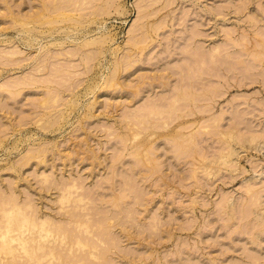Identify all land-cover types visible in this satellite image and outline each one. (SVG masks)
I'll return each instance as SVG.
<instances>
[{
	"label": "rangeland",
	"instance_id": "1",
	"mask_svg": "<svg viewBox=\"0 0 264 264\" xmlns=\"http://www.w3.org/2000/svg\"><path fill=\"white\" fill-rule=\"evenodd\" d=\"M65 1V5H60L62 0H0V72L2 73H0V186L10 189L12 183L15 184L17 181L18 194L23 200L36 199L45 212L57 215L58 218L60 217L59 220H64L63 223L68 219V210L72 211L79 203L84 206L88 203L87 210L84 208L80 214L89 212L83 218L94 220V226L91 227L93 231L96 229V233L104 230L103 236L98 234L104 241L99 243L101 239L99 240L98 236L94 238L93 235L88 238L92 237L94 244L100 245L98 247L100 253L103 250L106 252L107 248L112 249L108 251L109 253L106 252V256L104 253L103 259L98 260L100 262L85 258L87 259L85 264L87 262L98 264L106 259L102 264H105L104 262H108L106 264H264V223H262L264 214L262 218L257 217L258 212L264 213V202L260 206L254 204L258 201L253 200L252 193L249 197V192L246 191L248 185L253 182L250 180L252 178L258 180L254 181L256 185L254 188L264 183V145H261L264 144L263 139L258 145L255 140H247L250 136L247 130L256 127L255 130L261 132L264 129V63H258L253 55L254 52L261 51L262 45L259 43L260 39H264L262 37L264 36V0H92V2L88 0V3L87 0ZM58 5L67 13L80 17L81 22L76 23L75 26H73L75 22L68 21L58 25L45 24L46 26L42 25L41 31L32 30L34 24H29L28 28H31L33 33L26 32L28 28L24 26L25 30L21 28L19 22L23 14L26 15L25 18H31L32 13L36 15L37 10L40 9L38 11L40 12L43 7L44 10L51 8L50 13L52 10L54 13ZM57 11L54 14H57ZM94 11H97V14ZM227 12L229 14L226 15ZM221 13L226 15L225 19ZM83 14L84 16H81ZM13 17L21 19L13 23ZM140 23L145 24L143 26ZM132 29H136L134 31L137 33L131 32ZM106 34L108 37L102 41L103 43L101 42L102 44L83 45L85 41ZM137 35L141 38L137 39ZM191 36L204 39L193 44L194 40H191ZM133 39H137L138 41H134L141 46L134 44L136 46L134 48V42L129 41ZM187 39L191 40L190 43L186 41ZM127 41L132 44L128 45ZM262 42L260 44L264 45ZM218 45L223 47H220V50L223 49L222 58L220 56L212 60L211 50ZM224 48L229 49L224 50ZM14 49L20 52L16 54L17 57L11 58L12 61L3 56V52ZM246 50L252 52L246 56V53L244 54ZM196 52V56L192 55ZM209 56L211 60H208ZM135 61L138 63L135 64ZM211 62L215 64L212 65ZM228 62L231 64L228 65ZM115 69H118V72ZM201 71H205L204 74ZM113 73L116 74L114 76L116 83L111 82L109 87L110 84L105 81L109 80L108 77H113ZM211 76L213 77L210 78ZM33 80H36L37 84ZM183 89V92L188 90L193 95L197 93L196 99L199 102L197 103L196 100L190 105L183 100L177 102L178 107H176L173 104L174 94ZM206 90L209 92L207 93ZM53 96L56 100L60 96L59 100L56 101ZM212 97L214 99H211V102ZM42 98H48L51 104L48 102L46 106L42 105ZM71 102L73 105H70ZM209 104H215L212 115L210 114L211 119L209 113H206ZM172 105L174 109L171 111ZM188 108L192 109V112L186 116L184 114H187L185 110ZM159 109L164 111L159 117L158 115L149 116L151 119L147 117L151 110ZM59 112L60 114L64 112L65 117H62L63 119L57 117L56 119L61 120L49 130L42 129L40 117L45 115L47 116L45 118L49 119ZM189 115H192V118ZM140 116L147 117L151 121L148 122L150 125L148 123V126L145 125L146 127H150L152 123L161 125L157 127L158 130L155 129L156 133L160 134L151 136L145 131L144 125L140 130L138 129L142 131L139 134L142 138L146 133V137L150 138L149 142L153 141L150 143L152 147L149 148L154 152L151 151V155L155 154L153 155L155 166L138 163L134 154L130 152L133 150L128 148V143L126 144L127 137L132 135L129 132L130 127L137 129L136 125L126 123L138 121L137 117ZM216 117L224 118L221 120L222 124ZM213 119L217 120L216 125ZM62 120L63 122H60ZM164 120L170 124L163 126ZM227 123L228 125L239 123L237 126L240 125V129L245 133L241 135L245 136L243 139L240 138L243 144H237V151H232L233 153L227 157V162H224L218 160L219 149L223 152L227 146L224 145L225 142L218 140L220 137L217 132L220 133L218 129L220 126L213 130L209 127L221 124L220 129H222L223 125L228 126ZM185 126L189 128L185 129ZM217 129L219 131H216ZM134 130L131 129V132ZM178 131L189 134L193 132L191 135L194 134V139L184 142L185 140L182 141L178 135L173 140L171 139L173 137H167ZM208 131H212L213 136L212 132ZM140 136L137 138L140 139ZM180 141L186 143L188 147L186 144L183 147ZM222 145L225 147L222 148ZM39 148L46 150L47 162L41 163L40 166L32 164L33 161L24 163L26 157L30 155L29 151H37ZM225 151L228 152L229 149ZM194 152H196L193 156L195 161L192 160ZM198 155L201 160L197 159ZM197 160L203 163L199 165ZM211 163L214 165H208ZM20 164L24 166L20 167ZM12 165L16 167L17 172H14L15 169H9ZM207 167L212 170L217 168L213 170L215 174H209L208 170H205ZM232 169L235 173H231ZM44 171L55 180L46 182L42 174ZM74 179L85 184L84 190L81 188L80 192H86L83 194L90 196L91 203L87 202V198L81 201L82 203L73 202L78 196L77 190V194L73 193L72 199L68 201L62 202L57 199L61 192L58 187L61 185L57 186L58 183L55 182L67 183ZM263 188L262 184L256 190ZM261 192L264 193V189ZM1 194L3 193L0 192ZM121 195L125 196L122 201ZM114 199H117V204L112 203ZM254 208L255 211L258 209L257 215ZM110 217L113 218L111 224L115 225L110 224L111 228L107 229L105 226H100L108 222L107 219ZM68 224L66 222L67 226ZM96 224L104 229L97 228ZM14 227L19 231L23 229L20 222ZM29 230L28 226L22 232L28 234ZM106 231H109L110 235ZM84 233L86 234L83 235L86 236L87 232ZM259 233H262L261 238ZM47 241L45 240L46 244ZM51 241V243L57 242ZM14 244H17V241H14ZM2 250L0 251L2 257L10 256L7 250ZM112 259L113 261H110Z\"/></svg>",
	"mask_w": 264,
	"mask_h": 264
},
{
	"label": "bare ground",
	"instance_id": "2",
	"mask_svg": "<svg viewBox=\"0 0 264 264\" xmlns=\"http://www.w3.org/2000/svg\"><path fill=\"white\" fill-rule=\"evenodd\" d=\"M72 1V0H71ZM70 1V2H71ZM73 1H75V0H73ZM90 1V0H89ZM88 0H87V2L86 3H88L89 2ZM106 1V0H105ZM232 1H235V0H232ZM247 1H249V0H247ZM247 1H245V3H248ZM261 1V0H260ZM57 2V1H56ZM59 3H60V1H58ZM63 2V3H62ZM62 2H61V4L60 5H62V4H64V2H66L65 0L63 1L62 0ZM69 2V3H70ZM79 2V1H78ZM90 2H92V0L90 1ZM94 2V1H93ZM112 2V1H111ZM67 3H68V1H67ZM80 3V2H79ZM241 3V2H240ZM254 3V2H253ZM44 4V3H43ZM54 5H55V3H53ZM76 4V3H75ZM103 4V3H102ZM107 4V3H106ZM111 4V3H110ZM113 4H114V2H113ZM112 4V5H113ZM239 4V3H238ZM251 4V3H250ZM249 4V5H250ZM9 5V4H8ZM45 5V4H44ZM65 5V4H64ZM243 5V4H242ZM247 5V4H246ZM78 6V5H77ZM104 6V5H103ZM109 7L111 6V5H108ZM248 6V5H247ZM65 7V6H64ZM97 7H99V6H97ZM107 7V6H106ZM242 7H244V6H242ZM249 7V6H248ZM264 7V6H263ZM73 7H71V9H72ZM99 8H101V5H100V7ZM45 8L43 7L42 8V11H40V12H38L39 10H37V12H36V15H34L33 13H32V16H31V18H25L24 17V15L25 14H23L22 16H20L21 18H22V20H20V22L19 23H21V25L20 26H22L21 28L23 29V26H24V28H28V27H30L29 26V24H34V25H32V26H34V28H32V30H38V31H41L42 30V28H43V26L42 25H58V24H61V22H75V23H73L74 25L73 26H75V25H77L76 23H79V22H81V18L79 17H77V16H75V15H72V14H70L69 12L67 13L66 11H64V9L62 10V9H60V7H59V5H58V7H56L55 9H56V11L58 10V9H60V10H58L57 12V14H54V13H56V11L53 13V10H52V13H50V11L49 10H51V8H49V10H44ZM66 9V8H65ZM79 9H81V8H79ZM97 9V8H96ZM103 9H106V8H103ZM225 9H227V8H225ZM257 9V8H256ZM9 10H10V8H9ZM67 10V9H66ZM72 10H74V9H72ZM99 10V9H98ZM108 10V9H107ZM222 10V9H221ZM239 10V9H238ZM238 10H236L238 13H239V11ZM47 11H49V12H47ZM76 11V10H75ZM80 11V10H79ZM78 11V12H79ZM101 11H103V10H100V12ZM105 11V10H104ZM211 11H212V9H211ZM230 11V10H229ZM257 11H258V9H257ZM264 11V10H263ZM95 13L97 12V11H94ZM106 12H108V11H106ZM105 12V13H106ZM219 12H221V11H219ZM235 12V11H234ZM23 13V12H22ZM91 13V12H90ZM94 13V14H95ZM237 13V14H238ZM20 14V13H19ZM81 14V13H80ZM93 14V15H94ZM97 14V13H96ZM211 14V13H210ZM222 14V16H223V18L225 19L226 18V15L227 14H229V12H227L226 13V15L225 14H223V13H221ZM31 15V14H30ZM89 15V14H88ZM232 15V14H231ZM231 15H229V16H231ZM255 15V14H254ZM259 15L260 14H258V16L257 17H259ZM262 15V14H261ZM26 16V15H25ZM81 16H84V14L83 15H81ZM92 16V15H91ZM96 16V15H95ZM237 16V15H236ZM256 16V15H255ZM263 16V15H262ZM19 17V18H20ZM101 17V16H100ZM253 18H256V17H254V16H252ZM19 18L17 19V17L15 18V17H13V19H14V22L13 21H11V22H13V23H17L18 21H19ZM20 18V19H21ZM92 18V17H91ZM91 18H89V19H91ZM142 18H143V16L141 17V20H142ZM261 18H263V17H261ZM222 19V18H221ZM140 20V21H141ZM260 20H262V19H260ZM67 22V23H68ZM96 22V21H95ZM19 23H18V25H19ZM35 23H37V24H35ZM94 23V22H93ZM143 23V22H142ZM142 23H140L141 25H143L144 26V24H142ZM253 23H254V21H253ZM262 23V22H261ZM88 24V23H87ZM89 24H91V23H89ZM263 24V23H262ZM12 25V24H11ZM45 25V26H46ZM140 25V26H141ZM257 25V24H256ZM60 26V25H59ZM62 26V25H61ZM159 26V25H158ZM15 27V26H14ZM17 27H19V26H17ZM51 27H54V26H51ZM56 27V26H55ZM77 27V26H76ZM75 27V28H76ZM142 27V26H141ZM157 27V26H156ZM263 27V26H262ZM20 28V27H19ZM60 28V27H59ZM137 28V27H136ZM77 29V28H76ZM138 29V28H137ZM142 30H143V28H141ZM157 29V28H156ZM23 30H25V29H23ZM31 30V28H28V29H26V32H30V31H32ZM46 30V29H45ZM79 30V29H78ZM133 31H131V32H133V33H137V32H135L134 30H136V29H132ZM144 30H145V28H144ZM38 31H36V32H38ZM65 31V30H64ZM71 31V30H70ZM69 31V32H70ZM140 31V30H139ZM50 32V31H49ZM52 32V31H51ZM72 33H73V31H71ZM140 32H142V31H140ZM32 33H33V31H32ZM55 33V32H54ZM58 33V32H57ZM66 33V32H65ZM71 33V34H72ZM256 33V32H255ZM262 33V32H261ZM48 34V33H47ZM194 34H196V33H194ZM200 33H198V35H199ZM229 34H231V33H229ZM259 34V33H258ZM32 35V34H31ZM39 35H41V34H39ZM51 35H53V34H51ZM55 35V34H54ZM68 35V34H67ZM141 35V34H140ZM262 34H260V36H261ZM132 36V35H131ZM136 36V35H135ZM134 36V37H135ZM199 36H201V34L199 35ZM199 36H196L195 38L193 37V36H191L192 38H191V40L193 39L194 41L192 42L193 44L195 43V42H198V40H203L204 38L202 37V38H199V39H197ZM247 36V35H246ZM70 37H71V35H70ZM98 37V36H97ZM106 37H108L107 36V34L106 35H102V36H100L99 38H94L93 40L92 39H90V40H88V41H85L84 43H83V45L84 46H87V45H91V44H97V43H101L102 41H104L105 40V38ZM130 37V36H129ZM144 37H147V36H145L144 35ZM234 37V36H233ZM262 37H264L263 35H262ZM110 38V37H109ZM131 38H133V37H131ZM140 39L141 37H139V35H137V39ZM243 38V37H242ZM242 38H240V39H242ZM137 39H133V40H129V41H131V42H134L133 43V47L135 48L136 46H134V44H136L137 46H141V44H137L135 41L137 40ZM230 39H232V38H230ZM229 39V40H230ZM247 39V38H246ZM32 40V39H31ZM135 40V41H134ZM191 40H189V41H191ZM226 40H228V39H226ZM262 40H263V42H264V39L262 38ZM262 40L260 39V41L262 42ZM74 41V40H73ZM138 41V40H137ZM143 41H145V40H143ZM142 41V42H143ZM154 41V40H153ZM186 41H188V39L186 40ZM188 41V42H189ZM247 41H248V39H247ZM260 41H258V42H260ZM128 43V41H127V43H128V45H130V44H132V43ZM141 42V41H140ZM253 42V41H252ZM255 42V41H254ZM260 42V43H261ZM262 42V43H263ZM103 43V42H102ZM101 43V44H102ZM143 43H145V42H143ZM154 43V42H153ZM152 43V44H153ZM186 43V42H185ZM190 43V42H189ZM235 43V42H234ZM259 43V45H262V48H261V51L259 50V52H254L255 54H253L254 55V57L256 58V61L258 62V63H264V58H263V56H264V50H262V49H264V45L263 44H260ZM47 44V43H46ZM51 45H55V44H52V43H50ZM50 44L48 45V46H50ZM59 44V43H58ZM228 44H229V42H228ZM233 44V43H232ZM231 44V45H232ZM243 44V43H242ZM245 44V43H244ZM61 45H63L62 43H61ZM79 45H81V44H79ZM146 45V44H145ZM190 46L192 45V44H189ZM215 45H217V44H215ZM222 45H224V44H222ZM227 45V44H226ZM230 45V46H231ZM237 45H238V43H237ZM45 46V45H44ZM47 46V47H48ZM132 46V45H131ZM143 46V45H142ZM149 46V45H148ZM185 46H187V45H185ZM236 46V45H235ZM235 46H233L234 48H235ZM250 46V45H249ZM46 47V48H47ZM77 47H78V45H77ZM196 47V46H195ZM220 47L221 48H223L222 46H220V45H218V46H215V48L213 49V50H211V52H212V60L213 59H216V57H220L221 56V54H222V50L223 49H221L220 50ZM260 47V46H259ZM46 48H45V50H46ZM48 48H50V47H48ZM81 48V47H80ZM141 48V47H140ZM184 48H186V47H184ZM202 48V47H201ZM233 48V49H234ZM244 48V47H243ZM246 48V47H245ZM254 48V47H253ZM257 48V47H256ZM41 49V48H40ZM79 49V48H78ZM141 49H146V48H141ZM140 49V50H141ZM199 49V48H198ZM226 48H224V50H225ZM227 49H229V48H227ZM226 49V50H227ZM231 49H232V47H231ZM238 49V48H237ZM260 49V48H259ZM44 50V51H45ZM137 50H139V49H137ZM182 50V49H181ZM235 50V49H234ZM255 50V49H254ZM71 51V50H70ZM70 51H69V53H70ZM80 51V50H79ZM93 50H90V52H92ZM183 51V50H182ZM188 51V50H187ZM201 51V50H200ZM209 51V50H208ZM222 51V52H221ZM229 51V50H228ZM242 51H243V49H242ZM242 51H240V53L242 52ZM18 52H20L18 49H14V50H12V51H9V52H3L2 54H3V56H5V57H7V58H14L13 56H16V54H18ZM71 52H73V51H71ZM87 52H89V50H87ZM193 52V51H192ZM198 52V51H197ZM197 52L194 54H192V55H195L196 56V54H197ZM204 52V51H203ZM206 52V51H205ZM210 52V53H211ZM225 52V51H224ZM250 52H252V51H250V50H246L245 52H244V54L246 53V56H247V54H250ZM84 53V52H83ZM82 53V54H83ZM96 53H98V52H96ZM141 53H143V51L141 52ZM182 53V52H181ZM183 53H186V52H183ZM210 53L208 54L207 53V55H210ZM65 54H67V53H65ZM90 54V53H89ZM88 54V55H89ZM189 54H191V52H189ZM198 54H200V53H198ZM203 54V53H202ZM202 54H200V55H202ZM235 54H237V53H235ZM72 55V54H71ZM97 55V54H96ZM142 55V54H141ZM179 55V54H178ZM227 54H225V56H226ZM61 56V55H60ZM68 56V55H67ZM69 56H70V54H69ZM73 56V55H72ZM186 56H187V54H186ZM185 56V57H186ZM206 56V55H205ZM224 56V57H225ZM235 55H233V57H234ZM17 57V56H16ZM92 57H93V55H92ZM198 57V56H197ZM206 57H208V56H206ZM227 57V56H226ZM237 57V56H236ZM244 57V56H243ZM88 58H90V57H88ZM127 58H129V57H127ZM190 58H192V57H190ZM218 58H217V60H218ZM221 58H222V56H221ZM228 58V57H227ZM230 58V57H229ZM12 59H11V61H12ZM130 59H132V58H130ZM135 59H137V58H135ZM201 59V58H200ZM254 59V58H253ZM15 60H16V58H15ZM88 60V59H87ZM86 60V61H87ZM125 60V59H124ZM134 60V59H133ZM208 60H211V58H210V56H209V59ZM228 60V59H227ZM226 60V61H227ZM231 60V59H230ZM236 59H234V61H235ZM1 61H3V59L1 60ZM89 61V60H88ZM94 61V60H93ZM127 61H129V59L127 60ZM192 61H194V60H192ZM203 61H207V60H205V59H203ZM225 61V62H226ZM238 61H240V60H238ZM244 61H246V60H244ZM6 62V61H5ZM10 62V61H9ZM82 62H84V61H82ZM118 62H120V61H118ZM136 62L137 61H135V64H136ZM231 62H233V60H231ZM231 62L229 63L228 62V65H230L231 64ZM251 62V61H250ZM253 62V61H252ZM254 62H255V60H254ZM44 63V62H43ZM138 63V62H137ZM204 63V62H203ZM218 63H220V62H218ZM242 63H243V61H242ZM3 64V63H2ZM123 64V63H122ZM204 64H206V62L204 63ZM204 64H202L203 66H204ZM211 64H212V62H211ZM215 64V63H214ZM214 64H212V65H214ZM217 64V63H216ZM222 64V63H221ZM221 64H220V66H221ZM254 64H256V63H254ZM260 64H259V67H260ZM90 65V64H89ZM134 65V64H133ZM236 65V64H235ZM234 64H233V66H235ZM39 66V65H38ZM87 67H88V65H86ZM119 66V65H118ZM217 66V65H216ZM252 66V65H251ZM43 67V66H42ZM41 67V68H42ZM45 67V66H44ZM93 67V66H92ZM126 67V66H125ZM129 67V66H128ZM130 67H132V66H130ZM175 67V66H174ZM205 67V66H204ZM214 67V66H213ZM7 68V67H6ZM6 68H3V69H6ZM39 68V67H38ZM117 68V67H116ZM220 68H222V67H220ZM219 68V69H220ZM254 68V67H253ZM44 69V68H43ZM42 69V70H43ZM173 69V68H172ZM192 69V68H191ZM201 69V68H200ZM199 69V70H200ZM203 69V68H202ZM218 69V71H220ZM224 69H226V68H224ZM230 69V68H229ZM233 69H234V67H233ZM245 69V68H244ZM41 70V69H40ZM87 70V69H86ZM116 70V69H115ZM118 70V69H117ZM116 70V72H118ZM178 70V69H177ZM181 70V69H180ZM190 70V69H189ZM192 70H194V69H192ZM237 69H235V71H236ZM263 70V69H262ZM37 71H39L38 69H37ZM91 71V70H90ZM216 71V70H215ZM231 73H232V71L231 70H229ZM237 71H240V70H237ZM245 71V70H244ZM258 71V70H257ZM2 72H4V71H2ZM115 72V71H114ZM182 72V71H181ZM189 72V71H188ZM202 72V71H201ZM203 72H205V71H203ZM202 72V73H203ZM206 72H208V71H206ZM217 72V71H216ZM229 72V73H230ZM248 72H250V71H248ZM1 73V72H0ZM198 73V72H197ZM200 73V72H199ZM212 73V72H211ZM211 73H209V74H211ZM230 73V74H231ZM239 73V72H238ZM244 73H246V72H244ZM244 73H242V74H244ZM2 74V73H1ZM168 74V73H167ZM179 74V73H178ZM177 74V75H178ZM204 74V73H203ZM208 74V75H209ZM213 74V73H212ZM234 74V73H233ZM263 74H264V72H263ZM113 75V77H108V79L109 80H106L105 82L109 85L111 82L112 83H116V82H114L116 79L114 78V76L116 75H114V73L112 74ZM172 75V74H171ZM181 75H183V73L181 74ZM180 75V76H181ZM197 75H199V74H197ZM237 75V74H236ZM253 75V74H252ZM187 76V75H186ZM185 76V77H186ZM239 76H240V74H239ZM251 75H249V77H250ZM256 76V75H255ZM169 77V76H168ZM183 77V76H182ZM207 77V76H206ZM213 76H211L210 78H212ZM217 77V76H216ZM216 77H214V78H216ZM224 77V76H223ZM244 77V76H243ZM257 77H260V76H257ZM181 78V77H180ZM197 78V77H196ZM209 78V77H208ZM230 78H231V76H230ZM253 78H255V77H253ZM118 79V78H117ZM185 79V78H184ZM219 79V78H218ZM232 79V78H231ZM242 79V78H241ZM251 79V78H250ZM170 80V79H169ZM183 80V79H182ZM193 80V79H192ZM205 80V79H204ZM235 80V79H234ZM255 80H256V78H255ZM34 81V83H36L35 81L36 80H33ZM118 81V80H117ZM162 81H163V79H162ZM166 81V80H165ZM220 81V80H219ZM231 81V80H230ZM248 81V80H247ZM256 81H258V80H256ZM29 82V80L27 81V83ZM119 83H120V81H118ZM234 82V81H233ZM243 82V81H242ZM26 83V84H27ZM31 83V82H30ZM33 83V82H32ZM41 83V82H40ZM167 83V82H166ZM169 83V82H168ZM264 83V82H263ZM263 83L261 84V85H263ZM37 84V83H36ZM95 84V83H94ZM118 84V83H117ZM117 84H114V85H117ZM152 84V83H151ZM255 84V83H254ZM32 85V84H31ZM216 85H218V84H216ZM242 85H244V84H242ZM246 85V84H245ZM112 86H113V84H112ZM186 86V85H185ZM241 86V85H240ZM239 86V87H240ZM264 86V85H263ZM262 86V87H263ZM22 87V86H21ZM99 87V86H98ZM109 87H111V84H110V86ZM183 86H181V88H182ZM187 87H189V86H187ZM204 87V86H203ZM244 87V86H243ZM105 88V87H104ZM204 88H206V87H204ZM214 88V87H213ZM224 88V87H223ZM20 89V88H19ZM94 89H96V86H95V88ZM192 89H193V87H192ZM216 89H218V88H216ZM215 89V90H216ZM221 89V88H220ZM74 90V89H73ZM191 90V89H190ZM194 90V89H193ZM197 90V89H196ZM195 90V91H196ZM201 90V89H200ZM214 90V91H215ZM219 90V89H218ZM21 91V90H20ZM20 91H19V93H20ZM96 91H98V89L96 90ZM137 91V90H136ZM176 91H178V89L176 90ZM184 91V89L182 90V91H179L177 94L175 93L174 94V100H173V104H175V106H176V103L177 102H179V101H182L183 102V100L185 101H187V103H191V102H193V101H195L196 102V94L195 95H193L191 92H189L188 90H186L185 92H183ZM207 91V90H206ZM212 91V90H211ZM217 91V90H216ZM22 92V91H21ZM58 92V91H57ZM209 91H207V93H208ZM15 93H18V92H15ZM14 93V96L16 95ZM174 93V92H173ZM199 93V92H198ZM212 93V92H211ZM213 93H215V92H213ZM12 94V93H11ZM21 94V93H20ZM201 95V94H200ZM221 95V94H220ZM225 95V94H224ZM224 95H221V96H224ZM261 95V94H260ZM19 96V95H18ZM55 96H57V94L55 95ZM173 96V95H172ZM212 96H214V95H212ZM13 97V96H12ZM47 97V96H46ZM60 97V96H59ZM59 97L57 98V100H59ZM197 97H199V96H197ZM49 98V97H48ZM48 98H42V100H41V104L42 105H47L48 104V102L51 104V101H49V99ZM53 98H55L54 96H53ZM207 98V97H206ZM205 98V99H206ZM217 98V97H216ZM215 98V99H216ZM220 98H222V97H220ZM246 98V97H245ZM52 99V98H51ZM50 99V100H51ZM171 99V98H170ZM211 99H214L213 97L212 98H210V101H211ZM55 100H56V98H55ZM56 100V101H57ZM255 100V99H254ZM55 101V102H56ZM185 101V102H186ZM207 101V100H206ZM216 101V100H215ZM214 101V102H215ZM53 102H54V99H53ZM52 102V103H53ZM74 102V101H73ZM73 102H71L70 103V105L72 104L73 105ZM199 102V100H197V103ZM203 102V101H202ZM212 102V101H211ZM211 102H208V103H211ZM237 102H239V101H237ZM242 102H244V101H242ZM206 103V102H205ZM252 103V102H251ZM66 104H68V103H66ZM168 104V103H167ZM192 104V103H191ZM190 104V105H191ZM201 104V103H200ZM243 104V103H242ZM69 105V104H68ZM155 105V104H154ZM169 105V104H168ZM178 105V104H177ZM179 105H181V103L179 104ZM196 105V104H195ZM202 105V104H201ZM241 105V104H240ZM244 105V104H243ZM242 105V106H243ZM257 105V104H256ZM66 106V105H65ZM188 106V105H187ZM194 106V105H193ZM73 107V106H72ZM161 107V106H160ZM171 106H169V109H171V111L174 109L173 107H174V105H172V107L170 108ZM176 107H178V106H176ZM175 107V108H176ZM203 107V106H202ZM226 107V106H225ZM237 107V106H236ZM258 107V106H257ZM150 108V107H149ZM153 108V107H152ZM163 108H165V107H163ZM200 108V107H199ZM214 108H215V104L214 105H211V104H209V108L206 110V113H209L208 114V116L210 117V114L212 115V112H213V110H214ZM241 108V107H240ZM245 108V107H244ZM260 108V107H259ZM48 109H49V107H48ZM155 109H158V108H155ZM167 109V108H166ZM194 109V108H193ZM67 110V109H66ZM89 110V109H88ZM163 110V109H162ZM181 110H182V108H181ZM199 110V109H198ZM234 110V109H233ZM257 110V109H256ZM255 110V111H256ZM62 111H64V110H62ZM167 111V110H166ZM170 110H168V112H169ZM183 111V110H182ZM185 111H187L186 113L187 114H184V112ZM184 112H182V114H184V115H188V114H190V112H192V109H190V108H188V109H186ZM244 111H246V110H244ZM148 112H149V110H148ZM175 112V111H174ZM178 111H176V113H177ZM180 112V111H179ZM226 112V111H225ZM243 112V111H242ZM90 113V115H92L91 114V112H89ZM140 113V112H139ZM149 113L151 114V115H149ZM148 113V116L147 117H149V116H157V117H159V114H162V113H164V111L162 112L160 109L159 110H151V112H149ZM172 114H174L173 112H171ZM195 112H193V115H195L194 114ZM233 113V112H232ZM260 113H263V112H260ZM56 114H58V113H56ZM56 114H55V119L57 118V117H60V118H64L65 117V114H64V112L63 113H61L60 114V112H59V114L56 116ZM170 114V113H169ZM225 114V113H224ZM230 113L228 112V114L227 115H229ZM243 114H245V113H243ZM51 115V114H50ZM68 115H69V113H68ZM95 115V114H94ZM137 115V114H136ZM142 115V114H141ZM165 115H167V114H165ZM144 116V115H143ZM143 116H140V118L139 117H137L138 119V121H127V123L126 124H132L133 126L134 125H136L137 126V129L136 130H134L132 127H130V133L132 134L130 137H127V141H126V144L128 143V148H130L131 150H133V152L132 151H130L132 154H134V156L136 157L135 159H137L139 162L138 163H141V165H142V163L144 164V166L145 165H151V166H155V164L156 163H154L155 162V159H154V157L155 156H153V155H155V154H153V155H151V151L153 150L152 148H149V147H152L151 146V144L150 143H152L153 141H150L149 142V140H150V138L148 139V137H146V133H144L145 135H144V138H142L139 134L142 132V131H138V129L140 130L141 128H142V125H144L143 127H146L145 125H147V123L148 122H150L151 123V121L150 120H148V118L147 117H143ZM163 116V115H162ZM171 116H173V115H171ZM170 116V117H171ZM179 116H183V115H179ZM178 116V117H179ZM192 115H189V117H191ZM246 116V115H245ZM261 116V115H260ZM45 117H47V116H45V115H43V117H40V120H39V122L41 123L40 124V126L42 127V129H48L49 130V128L50 127H54V125L55 124H57V123H59L58 121L59 120H61L60 118H59V120L58 119H54V117H51V118H53L52 120H50L51 118H49V119H46ZM86 117V116H85ZM133 117V116H132ZM131 117V119L132 120H135V118H132ZM135 117V116H134ZM169 117V118H170ZM180 117V118H181ZM185 117V116H184ZM224 117V116H223ZM221 118V119H219L220 117H216V119H219L220 120V123H221V120H223L224 118ZM235 117V116H234ZM254 117L255 118H257L256 117V115H254ZM62 118V119H63ZM88 119H89V116L87 117ZM130 118V117H129ZM128 118V119H129ZM147 118V119H146ZM150 118V117H149ZM163 118V117H162ZM167 118H168V116H167ZM172 118V117H171ZM176 118V117H175ZM174 118V119H175ZM192 118V117H191ZM212 118V116L210 117V119ZM214 118V117H213ZM227 118V117H226ZM231 118V117H230ZM240 118V117H239ZM126 119V118H125ZM151 119V118H150ZM156 119V118H155ZM209 119V120H210ZM147 120V121H146ZM160 120H161V118H160ZM167 121H168V119H166ZM208 120V121H209ZM214 121V125H216V123H217V120H215V119H213ZM236 120H238V118L236 119ZM245 120V119H244ZM154 121V120H153ZM60 122H63V120L62 121H60ZM125 122H126V120H125ZM168 122H170V121H168ZM176 122V121H175ZM234 122H236V121H234ZM240 122V121H239ZM244 122V121H243ZM257 122V121H256ZM150 123H148V125H150ZM159 123V122H158ZM164 123L166 124L167 122L164 120ZM164 123L162 124L163 126H168L170 123H167L166 125H164ZM233 123V122H232ZM250 123V122H249ZM39 124V123H38ZM155 124V123H154ZM153 123H152V125L150 126V127H146V128H144V129H146L145 131H147V133L151 136V135H154V134H157L156 133V130L155 129H157V127H159V126H161V125H158V124H156V125H154ZM210 124H212V123H210ZM210 124H209V126H210ZM222 124V123H221ZM221 124H219V125H217V126H214V127H209L210 128V130H213L215 127L217 128L218 126H220L221 127ZM237 124H239V123H236V125L235 124H230V125H228V123H227V127H225V125H223L222 126V129H220V127H218V129L220 130V133L218 134V132H217V135H219V137H220V139H218V140H220V141H223V142H225V144L224 145H227L226 147L225 146H223L222 148H224V150H223V152L222 151H220V149H219V161H224V162H227V157H229V154L231 155L233 152L232 151H234L235 152V150L237 151V148H236V145L238 144H243V142H241L240 141V138H244V136L245 135H241L242 133H244L243 131H242V129H240V125H238L237 126ZM59 125V124H58ZM62 125V124H61ZM147 125V126H148ZM158 125V126H157ZM253 125V124H252ZM260 125V124H259ZM39 126V127H40ZM60 126V125H59ZM58 126V127H59ZM126 126V125H125ZM187 126H189V125H187ZM241 126H244V125H241ZM122 128H123V126H121ZM138 127H140V128H138ZM264 127V126H263ZM181 128V127H180ZM186 128H189V127H186L185 126V129ZM255 128L256 127H254L253 129H249V130H247L248 132L247 133H250V136L248 137V139L247 140H250V141H257L258 143H257V145L258 144H260V142H262V139H263V142H264V129H263V131L261 130V132H259V130H255ZM58 129V128H57ZM131 129L132 130H134V131H132L131 132ZM148 129V130H147ZM216 130V131H219V130ZM143 130V129H142ZM152 130V131H151ZM158 130V129H157ZM188 130V129H187ZM144 131V130H143ZM144 131V132H145ZM208 132H212V131H208ZM193 132H191L190 134L189 133H185V132H183V131H178L176 134H170V135H168L167 137L169 138V137H173V138H171L172 140L174 139V138H176L175 136H177L178 135V137H181L180 139L183 141V140H185L184 142H186V141H189L190 142V140H192V139H194V134L193 135H191ZM240 133V134H239ZM121 134V133H120ZM158 134H160V133H158ZM169 134V133H168ZM209 134V133H208ZM213 134V132L211 133V135ZM245 134V133H244ZM122 135V134H121ZM211 135H209V136H211ZM138 136H140V139L139 138H137ZM148 136V135H147ZM213 136V135H212ZM120 137V136H119ZM146 137V138H145ZM152 138H154V137H152ZM218 137H216V139H217ZM125 139V138H124ZM155 139V138H154ZM136 140V141H135ZM138 140V141H137ZM156 140V139H155ZM154 140V141H155ZM176 140V139H175ZM3 141V140H2ZM125 141V140H124ZM182 141H180V142H182ZM4 142V141H3ZM157 142V141H156ZM156 142H154V145L156 144ZM172 142H177V141H172ZM179 142V143H180ZM194 142V141H193ZM222 143V142H221ZM2 144V143H1ZM124 144V143H123ZM186 143H181V145L183 146V145H185ZM153 145V146H154ZM261 145H264V144H261ZM1 146V145H0ZM124 146H125V144H124ZM157 150L159 149V145L157 144ZM186 146L188 147V145L186 144ZM184 147V146H183ZM262 147V146H261ZM154 148V147H153ZM192 149H194L193 147H191ZM221 148V147H220ZM229 149V153L228 152H226L225 151V149L226 150H228ZM44 148H39V150L37 149V151H33V150H31V151H29L30 152V155L29 156H27L26 157V159H25V161H24V163L26 162V163H28L29 161H33L32 162V164H37L38 166H40V164L41 163H46L47 162V154H46V150H43ZM125 149H126V146H125ZM152 149V150H151ZM261 149V148H260ZM157 150H155V151H157ZM185 150V149H184ZM258 150V149H257ZM124 151H126V150H124ZM93 152V151H92ZM130 152H128V153H130ZM153 152V151H152ZM179 152H180V150H179ZM130 153V154H131ZM154 153V152H153ZM156 153V152H155ZM183 153V152H182ZM195 153L196 152H194V155H192V158H193V156H195ZM129 154V155H130ZM157 154V153H156ZM198 154V153H197ZM124 155V154H123ZM217 155V154H216ZM91 156V155H90ZM93 156V155H92ZM120 156V155H119ZM133 156V155H132ZM131 156V157H132ZM94 157V156H93ZM124 157V156H123ZM199 157V158H198ZM215 157V156H214ZM240 157V156H239ZM120 158V157H119ZM217 158V157H216ZM98 159V158H97ZM106 159V158H105ZM134 159V158H133ZM197 159H199V160H201L200 159V156L198 155L197 156ZM239 158L237 157V160H238ZM37 160V161H36ZM91 160V159H90ZM93 160V159H92ZM99 160V159H98ZM136 160V161H137ZM160 160V159H159ZM192 160H194V158L192 159ZM135 161V162H136ZM158 161V160H157ZM156 161V162H157ZM195 161V160H194ZM198 161V160H197ZM203 161V160H202ZM30 162V163H31ZM135 162H133V163H135ZM193 162V161H192ZM213 162V161H212ZM215 162V161H214ZM92 163V162H91ZM137 163V165H139ZM199 165H200V163L202 164L203 162H197ZM158 164V163H157ZM221 164V163H220ZM93 165V164H92ZM91 165V166H92ZM133 165V164H132ZM135 165V164H134ZM193 165H195L194 163H193ZM204 165H205V163H204ZM208 165H214V163H211V164H208ZM208 165H206V166H208ZM216 165V164H215ZM22 166H24V164H20V167H22ZM94 166V165H93ZM151 166H150V168H151ZM91 168V167H90ZM154 168V167H153ZM210 168V167H209ZM209 168L207 167L205 170H208V173L209 174H215V172L213 171V170H216L217 168H215V167H213V168H215V169H213L212 170V168H210V170H209ZM226 168H227V166H226ZM230 168V167H229ZM232 168V167H231ZM9 169H15L16 170V167L15 166H10V168ZM94 169V168H93ZM112 169V168H111ZM156 170V169H155ZM229 170V169H228ZM231 170V169H230ZM233 170V169H232ZM236 170V169H235ZM146 171V170H145ZM152 171V170H151ZM234 171V170H233ZM231 172V173H235V171L234 172ZM14 172H17V170L16 171H14ZM195 172V171H194ZM214 172V173H213ZM42 174H43V177H44V179H45V181L47 182V181H49V180H51V182L53 181V180H55V179H51L50 178V175L49 174H47V172L46 171H44V172H42ZM155 174V173H154ZM196 174V173H195ZM192 175H193V173H192ZM208 175V174H207ZM152 176H153V174H152ZM151 177V176H150ZM195 177V176H194ZM262 177V176H261ZM20 178H21V176H20ZM55 178V177H54ZM56 178H57V176H56ZM252 178V177H251ZM73 179V178H72ZM257 179V178H256ZM56 180H58V178L56 179ZM67 180V179H66ZM250 180H252L253 182V184L251 183L250 185H248V187H247V192H249V197L251 196L252 198H254L253 200L255 201L256 200V202L257 203H254V204H259V206H260V204L261 205H263L262 203L264 202V193H262L261 192V190H263V189H261V190H259V191H257L256 189L257 188H259V187H261V185L263 184L264 185V183H262L261 185H259V187H257V188H254L256 185H254V181H258V180H254L253 178L252 179H250ZM62 181H58V182H55V183H58L57 184V186H59V185H61L60 187H58V188H60V194H59V196H58V200H60V201H62V202H64V201H68V199H72V195H73V193L74 194H77V191H78V196L77 197H75L74 199H75V201H73V202H77V201H79V202H81V201H84L86 198V200H87V202H89L90 200H91V198H89V197H87V196H84V194L83 193H86V192H80L81 191V188L83 189L84 188V185L85 184H82L79 180H72V181H69V182H67V183H61ZM64 182H65V180H64ZM2 183V182H1ZM249 184V183H248ZM259 184V183H258ZM2 185V184H1ZM18 185L19 184H17V181H15V184L14 183H12V185H11V187H10V189H5L3 186H0V192H2L3 194H1V195H3L2 196V198H0V199H2V200H0L1 201V203H0V212H2V213H0L1 214V216H0V251H3L2 249H5V250H7L8 252V254H10V256H4V257H2L1 255H0V264H85L86 262H85V260L87 261V259H93L94 261H98L99 259L100 260H102L103 259V257H104V253H105V256H106V252H108V251H110L111 249H109L108 250V248L106 249V252H104L105 250H103V251H101L102 253H100V252H98V250L100 249V248H98L99 246H97L98 244H94V242L92 241L93 239H92V237L91 238H88V237H90L91 235H93V237L95 238V236H98V234L100 233L101 235H102V233H103V231L104 230H102V232H98V233H96V229L93 231V228L91 227V226H94V220H92V219H90V220H85L84 218L86 217L85 216V214L84 215H81L80 214V212L85 208L86 210H87V205H88V203L84 206V204H82V205H79V204H77L75 207H73V208H71V210L72 211H70V210H68V219H66L67 221L66 222H68L69 224V226H67L66 225V222H64L63 223V221L64 220H59V218L57 217V215H55V214H52V213H48V212H45L44 210H43V208L39 205V202H37V200L35 199L34 201L31 199V200H23L22 198H21V196L18 194V190H17V187H18ZM9 186V185H8ZM77 190V191H76ZM84 190V189H83ZM82 190V191H83ZM76 193H75V192ZM92 192V191H91ZM67 193V194H66ZM250 193H252L251 195H250ZM9 194V195H8ZM126 194V193H125ZM124 194V195H125ZM0 195V196H1ZM112 196H114V195H112ZM120 196V195H119ZM129 196V195H128ZM121 197H122V195H121ZM125 196H123L122 197V199H121V201L123 200V198H124ZM127 197V196H126ZM107 198V197H106ZM113 198V197H112ZM67 199V200H66ZM90 199V200H89ZM250 200V199H249ZM70 201V200H69ZM231 201V200H230ZM35 202V203H34ZM103 202V201H102ZM101 202V203H102ZM119 203H120V200L118 201ZM82 203V202H81ZM84 203V202H83ZM90 203H91V201H90ZM89 203V204H90ZM107 203V202H106ZM113 204H117V199H114L113 200V202H112ZM72 204H74V203H72ZM233 204V203H232ZM257 205H255V206H257ZM114 206V205H113ZM117 206V205H116ZM119 206V205H118ZM233 206V205H232ZM259 206H257L258 208H259ZM52 207V206H51ZM88 207H90V206H88ZM234 207V206H233ZM257 207H255V208H257ZM227 208H228V206H227ZM255 208H254V212L256 213V211L258 210V209H256V211H255ZM260 208H262V207H260ZM264 209V208H263ZM85 210V211H86ZM88 210H89V208H88ZM250 210H252V209H250ZM263 211V210H262ZM59 212H60V210H59ZM253 212V211H252ZM251 212V213H252ZM56 213V212H55ZM67 213V212H66ZM82 213V212H81ZM89 214V212L86 214V215H88ZM254 214V213H253ZM258 214L260 215H258L257 217H260V218H262L261 216H263L262 214H264V213H261V212H258ZM65 215V214H64ZM256 215H257V213H256ZM255 215V216H256ZM81 216H82V218H83V216H85L83 219L81 218ZM110 216V215H109ZM113 216V215H112ZM129 216V215H128ZM256 217V218H257ZM93 218V217H92ZM106 218V217H105ZM112 217H110V218H108L107 220H108V222L106 221V222H104L105 224L107 223L108 225H101L100 224V226H105V228L107 229L108 227L109 228H111V225H115V224H111L112 223V219H111ZM134 218V217H133ZM16 219H18L19 221H16ZM61 219H63V218H61ZM94 219V218H93ZM135 219V218H134ZM92 220V221H91ZM260 220V219H259ZM135 221V220H134ZM139 221H140V219H139ZM262 221H264V219L262 218ZM19 222H20V225L22 226V230H18L17 228H15L14 226H16V225H19ZM93 223V224H92ZM96 223V222H95ZM116 223V222H115ZM262 223H264V222H262ZM111 224V225H110ZM122 224V223H121ZM66 225V226H65ZM70 225H71V227H70ZM97 225V224H96ZM95 225V226H96ZM30 227V230H29V233L27 234H25L24 232H22L23 230H26V228L27 227ZM157 226H158V224H157ZM156 226V227H157ZM92 228V229H91ZM97 228H99V225H97ZM101 228V227H100ZM99 228V229H100ZM103 228V227H102ZM101 228V229H102ZM99 229L97 230V231H99ZM104 229V228H103ZM105 229V230H106ZM18 231V233H15V232H17ZM124 231V230H123ZM128 231V230H127ZM126 230H125V232H127ZM263 231V230H262ZM84 232H87V235L86 236H84L83 234H86V233H84ZM89 232V233H88ZM106 233L107 234H109L110 235V233H109V231H106ZM256 233V232H255ZM263 233H264V231H263ZM90 234V235H89ZM132 234V233H131ZM258 234V233H257ZM260 234V233H259ZM262 234V233H261ZM261 234L259 235L260 236V238H261ZM103 236V235H102ZM101 236H98L97 238L100 240V242L99 243H103V237H101ZM104 237H105V235H104ZM106 237H108V235L106 236ZM253 237V236H252ZM47 238H49V241H47ZM255 238V237H254ZM89 239V240H88ZM255 239H257V238H255ZM45 240L49 243H45ZM51 240H55V241H57V242H54L53 241V243H51L52 241ZM107 240H109V237H108V239ZM113 240V239H112ZM14 241H17V244H14ZM108 243V242H107ZM106 244V243H105ZM106 246V245H105ZM108 246V245H107ZM112 247H113V244H112ZM103 248V247H102ZM117 249V248H116ZM65 252V253H64ZM22 253V254H21ZM67 253V254H66ZM109 253V252H108ZM86 254V255H85ZM121 256V255H120ZM123 256V255H122ZM124 257V256H123ZM70 258V259H69ZM85 258H87V259H85ZM21 259H24V261L22 262V260ZM93 260H92V262H93ZM107 260V259H106ZM106 260H103V261H106ZM216 260V259H215ZM103 261H101L102 263H103ZM110 261H113V259L112 260H110ZM98 262H100V261H98ZM94 263V262H93ZM93 263H89V262H87V264H93ZM102 263H98V264H102ZM105 264L106 263H108V262H104ZM114 263V262H113ZM194 263V262H193ZM199 263V262H198ZM112 264V263H111ZM203 264V263H202Z\"/></svg>",
	"mask_w": 264,
	"mask_h": 264
}]
</instances>
